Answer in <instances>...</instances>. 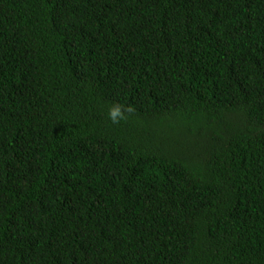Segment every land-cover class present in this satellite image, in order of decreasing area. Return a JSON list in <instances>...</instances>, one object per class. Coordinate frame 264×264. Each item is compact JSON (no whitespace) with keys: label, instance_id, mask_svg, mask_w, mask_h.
I'll list each match as a JSON object with an SVG mask.
<instances>
[{"label":"trees","instance_id":"obj_1","mask_svg":"<svg viewBox=\"0 0 264 264\" xmlns=\"http://www.w3.org/2000/svg\"><path fill=\"white\" fill-rule=\"evenodd\" d=\"M0 264H264V0H0Z\"/></svg>","mask_w":264,"mask_h":264},{"label":"clouds","instance_id":"obj_2","mask_svg":"<svg viewBox=\"0 0 264 264\" xmlns=\"http://www.w3.org/2000/svg\"><path fill=\"white\" fill-rule=\"evenodd\" d=\"M135 112L134 107L132 106H122L120 104H114L112 107H110L108 111V117L111 120L112 123L117 124L121 120H126L127 115H130Z\"/></svg>","mask_w":264,"mask_h":264}]
</instances>
